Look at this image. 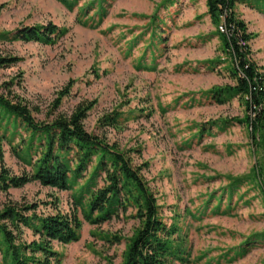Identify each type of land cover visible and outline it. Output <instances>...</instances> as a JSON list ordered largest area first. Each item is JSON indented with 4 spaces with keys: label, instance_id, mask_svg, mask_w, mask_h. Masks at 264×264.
Returning a JSON list of instances; mask_svg holds the SVG:
<instances>
[{
    "label": "rangeland",
    "instance_id": "1",
    "mask_svg": "<svg viewBox=\"0 0 264 264\" xmlns=\"http://www.w3.org/2000/svg\"><path fill=\"white\" fill-rule=\"evenodd\" d=\"M68 1L72 8L58 0H0V57L16 59L0 67L2 91L39 123L94 103L84 128L129 151L143 168L160 218L176 229L171 245L188 264H264V199L253 176L258 169L264 179V140L258 150L238 96L211 94L235 80L204 0ZM234 12L253 36L251 59L264 73V5L243 0ZM48 24L62 31L52 44L12 38L18 29ZM110 115L118 116L114 128L103 126ZM29 137L1 114L0 168L31 170L24 160L34 163L40 150L35 144L26 153ZM93 166L69 191L35 182L0 192V210L9 202L39 204L36 213L48 215L56 201L57 211L82 219L75 198ZM138 228L129 209L99 225L83 222L76 242H53L52 249L59 264H122ZM23 239L35 238L23 229Z\"/></svg>",
    "mask_w": 264,
    "mask_h": 264
},
{
    "label": "trees",
    "instance_id": "2",
    "mask_svg": "<svg viewBox=\"0 0 264 264\" xmlns=\"http://www.w3.org/2000/svg\"><path fill=\"white\" fill-rule=\"evenodd\" d=\"M58 1L67 8L74 4V1ZM241 1L204 0L212 23L216 28L224 27V33L217 32V36L233 64L231 75L235 80L233 87L213 89L211 94L217 100L224 96L240 98L247 110L244 120L250 127V137L259 150L264 140V73L263 68L251 59L249 44L253 36L234 12ZM61 35L57 26L48 24L18 29L12 38L21 42L52 44ZM15 62V58L0 57V67ZM4 86H0V116L12 117L30 133L27 154L36 145L40 152L34 163L30 159L24 160L31 166L29 172L15 175L4 166L0 168L1 193L35 182L58 192L69 191L84 180L94 163L92 173L75 198V206L81 207L82 219L75 211L72 214L57 211L56 201L51 206L54 213L48 215L36 213L39 204L9 202L2 207L0 252L6 264H59V256L52 249L53 242L63 245L76 242L83 222L99 225L120 214L125 215L129 209L134 211L139 228L127 244L122 264H173L174 261L188 264V260L181 257L180 247L171 245L170 238L176 229L167 228L160 218L157 199L142 176L143 168L133 164L129 151L84 128L83 122L94 103L80 104L70 115H60L51 123H39L26 105L2 91ZM69 89L61 94L67 96ZM117 119L118 116H107L102 120L103 126L114 128ZM253 176L264 199L261 172L254 169ZM97 179L102 181L101 187L97 186ZM85 195L88 199L82 207ZM23 229L30 230L35 239L25 241Z\"/></svg>",
    "mask_w": 264,
    "mask_h": 264
},
{
    "label": "built area",
    "instance_id": "3",
    "mask_svg": "<svg viewBox=\"0 0 264 264\" xmlns=\"http://www.w3.org/2000/svg\"><path fill=\"white\" fill-rule=\"evenodd\" d=\"M219 28H220V31L224 33V27L221 25Z\"/></svg>",
    "mask_w": 264,
    "mask_h": 264
}]
</instances>
